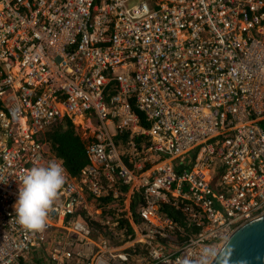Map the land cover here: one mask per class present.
<instances>
[{
    "label": "built area",
    "instance_id": "built-area-1",
    "mask_svg": "<svg viewBox=\"0 0 264 264\" xmlns=\"http://www.w3.org/2000/svg\"><path fill=\"white\" fill-rule=\"evenodd\" d=\"M133 1L0 0V264H183L264 214V0ZM64 118L89 164L33 234L19 178Z\"/></svg>",
    "mask_w": 264,
    "mask_h": 264
},
{
    "label": "clouds",
    "instance_id": "clouds-1",
    "mask_svg": "<svg viewBox=\"0 0 264 264\" xmlns=\"http://www.w3.org/2000/svg\"><path fill=\"white\" fill-rule=\"evenodd\" d=\"M66 169L57 161L45 166H33L19 178L18 199L14 204L16 222L25 230L35 234L46 229L49 213L59 198L65 184ZM0 174V183H7ZM218 252L215 246H204L198 259H184L183 264H213Z\"/></svg>",
    "mask_w": 264,
    "mask_h": 264
},
{
    "label": "trees",
    "instance_id": "trees-1",
    "mask_svg": "<svg viewBox=\"0 0 264 264\" xmlns=\"http://www.w3.org/2000/svg\"><path fill=\"white\" fill-rule=\"evenodd\" d=\"M76 131L77 127L74 123L69 118H64L46 132V141L50 151L61 161L69 174L74 178H79L80 170L89 164V159L85 154V142ZM136 204L137 202L133 200L131 206L134 207ZM160 209L162 213L169 214L187 229L183 216L179 211L166 204L162 205ZM123 222L127 224L124 234L127 235L126 238H129L132 236V231L128 226V221L123 219ZM126 238H123V240Z\"/></svg>",
    "mask_w": 264,
    "mask_h": 264
},
{
    "label": "water",
    "instance_id": "water-1",
    "mask_svg": "<svg viewBox=\"0 0 264 264\" xmlns=\"http://www.w3.org/2000/svg\"><path fill=\"white\" fill-rule=\"evenodd\" d=\"M213 264H264V214L236 228Z\"/></svg>",
    "mask_w": 264,
    "mask_h": 264
},
{
    "label": "crops",
    "instance_id": "crops-1",
    "mask_svg": "<svg viewBox=\"0 0 264 264\" xmlns=\"http://www.w3.org/2000/svg\"><path fill=\"white\" fill-rule=\"evenodd\" d=\"M75 125V124H74ZM76 126V125H75ZM79 128V127H78ZM83 128V127H82ZM83 130L86 132L87 130H85L84 128H83ZM89 132L88 133H85V135H88L89 133H90V130H88ZM84 135V136H85ZM82 140H83V138L81 137V135L79 136ZM117 138V137H116ZM84 142H85V140H83ZM122 190L124 191V192H129V187L128 186H123V188H122ZM138 197H139V195L137 194V193H135V194H133V195H130V204H129V206H130V209L132 210V212L134 211V213L136 212V209H137V206H138ZM110 199V198H109ZM109 199H104V201H108ZM120 199H123V196H121L120 197ZM133 200H135L136 202H137V204L134 206V207H132L131 206V203L133 202ZM112 214H113V212H111Z\"/></svg>",
    "mask_w": 264,
    "mask_h": 264
},
{
    "label": "rangeland",
    "instance_id": "rangeland-1",
    "mask_svg": "<svg viewBox=\"0 0 264 264\" xmlns=\"http://www.w3.org/2000/svg\"><path fill=\"white\" fill-rule=\"evenodd\" d=\"M133 2H135V0L133 1ZM86 117H89L90 118V120H91V122L94 124V123H96V119H95V117L94 116H92V115H88V116H86ZM77 127V131H76V133L80 136L81 135V137L83 138V140H85V133H88L89 131L87 130L86 132L83 130V128L81 127V126H76ZM79 127V128H78ZM85 132V133H84ZM86 141V140H85ZM92 239H94V240H96V237L95 236H92ZM32 253H36V248L35 247H33L32 248Z\"/></svg>",
    "mask_w": 264,
    "mask_h": 264
},
{
    "label": "bare ground",
    "instance_id": "bare-ground-1",
    "mask_svg": "<svg viewBox=\"0 0 264 264\" xmlns=\"http://www.w3.org/2000/svg\"><path fill=\"white\" fill-rule=\"evenodd\" d=\"M76 123H78V124L84 123L83 118L82 117L81 118H76Z\"/></svg>",
    "mask_w": 264,
    "mask_h": 264
}]
</instances>
